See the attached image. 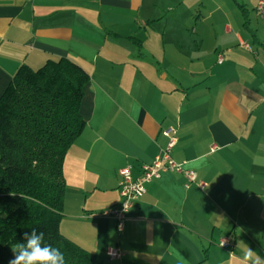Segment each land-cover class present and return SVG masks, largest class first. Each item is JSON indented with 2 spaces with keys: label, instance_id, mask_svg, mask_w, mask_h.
Wrapping results in <instances>:
<instances>
[{
  "label": "crops",
  "instance_id": "obj_1",
  "mask_svg": "<svg viewBox=\"0 0 264 264\" xmlns=\"http://www.w3.org/2000/svg\"><path fill=\"white\" fill-rule=\"evenodd\" d=\"M255 4L0 0V96L21 65L68 58L89 75L85 128L63 162L59 228L103 264H245L248 247L264 257V20ZM168 129L173 160L204 189L164 172L119 231L103 216L121 203L118 172L139 178ZM110 249L121 257L109 259Z\"/></svg>",
  "mask_w": 264,
  "mask_h": 264
},
{
  "label": "trees",
  "instance_id": "obj_2",
  "mask_svg": "<svg viewBox=\"0 0 264 264\" xmlns=\"http://www.w3.org/2000/svg\"><path fill=\"white\" fill-rule=\"evenodd\" d=\"M88 73L68 58L21 65L0 96V264L36 228L65 264H103L60 232L63 162L85 122L79 107Z\"/></svg>",
  "mask_w": 264,
  "mask_h": 264
},
{
  "label": "built area",
  "instance_id": "obj_3",
  "mask_svg": "<svg viewBox=\"0 0 264 264\" xmlns=\"http://www.w3.org/2000/svg\"><path fill=\"white\" fill-rule=\"evenodd\" d=\"M257 14L264 20V0H256ZM242 48L251 50L248 44H241ZM222 58H219L218 62H221ZM163 135L168 139L166 147L154 157L150 164L143 165L141 167V175L137 179H133L130 168L125 167L119 170L120 181L118 183L119 195L121 197V203L118 207L107 210L103 213L106 218H112L117 223V229L121 231L124 221L127 219V214L135 203L145 194V184L151 182L153 179L159 178L164 172H172L182 175L186 184L185 187L190 184H197L198 187L203 190L204 184L197 182L196 172L184 168L182 163H177L171 156L172 149L174 148L177 138L176 131L174 129H168L163 132ZM221 248L231 250V246L228 238H224L219 242ZM106 256L109 259H119L121 253L118 249H110L106 252Z\"/></svg>",
  "mask_w": 264,
  "mask_h": 264
},
{
  "label": "clouds",
  "instance_id": "obj_4",
  "mask_svg": "<svg viewBox=\"0 0 264 264\" xmlns=\"http://www.w3.org/2000/svg\"><path fill=\"white\" fill-rule=\"evenodd\" d=\"M23 242H18L12 249L13 258L8 264H65L64 255L51 245L44 244V233L36 228L24 232ZM245 264H264V257L259 256L252 248L247 249L244 255Z\"/></svg>",
  "mask_w": 264,
  "mask_h": 264
},
{
  "label": "rangeland",
  "instance_id": "obj_5",
  "mask_svg": "<svg viewBox=\"0 0 264 264\" xmlns=\"http://www.w3.org/2000/svg\"><path fill=\"white\" fill-rule=\"evenodd\" d=\"M233 1V0H232ZM238 1H240V0H238ZM244 3L245 4H247V5H249L250 3H251V0H244ZM255 8H256V4H255ZM255 12H256V10H255ZM256 14H257V12H256ZM258 15V14H257ZM259 16V15H258ZM259 18L260 19H262L260 16H259ZM251 19H252V22L253 23H255V21H256V17H255V15L253 14V16H251ZM263 20V19H262Z\"/></svg>",
  "mask_w": 264,
  "mask_h": 264
}]
</instances>
